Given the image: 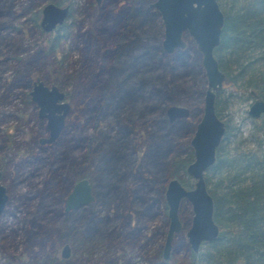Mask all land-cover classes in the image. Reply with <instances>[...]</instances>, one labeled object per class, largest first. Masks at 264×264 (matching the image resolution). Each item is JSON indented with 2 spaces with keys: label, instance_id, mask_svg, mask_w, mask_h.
Masks as SVG:
<instances>
[{
  "label": "trees",
  "instance_id": "obj_1",
  "mask_svg": "<svg viewBox=\"0 0 264 264\" xmlns=\"http://www.w3.org/2000/svg\"><path fill=\"white\" fill-rule=\"evenodd\" d=\"M4 1L6 0H0V10H10L11 3L4 4ZM47 1L70 5L66 19L53 31L43 32L39 28V9L35 10L31 1L21 5L20 11L11 17L28 13L27 19L39 32L40 40L44 41L43 45L26 56L17 57L20 64L44 58L46 62L40 65L41 68H36V74L59 86L64 90L65 98H70L71 92L77 89L86 63L89 67L88 86L109 89L107 94L99 92L95 99L100 103V111L108 107L116 119L120 109L126 114L128 108L133 106L125 103L133 99L144 86L146 92L140 93L142 97L152 95L153 99L143 106L148 110L158 108L156 118L153 117L150 122H155L161 128L150 146L148 155L152 164L146 169V173H158L153 176L158 180L161 200L165 182L170 177H177L185 187H190L192 183L183 177L186 175L185 167L192 159V149L187 138L179 140V137L180 131L192 132L195 122L185 118L169 124L164 108L167 103L181 100L183 96L176 97L175 94L183 95L179 92L194 87L196 79L201 85L196 92L199 95L202 93L205 79L199 66V53L192 45L176 49L171 54H166L161 49L155 29L158 13L148 6L151 0H101L99 5H95L94 0H83L76 6L72 5V0ZM217 3L222 11L223 21L219 43L213 54L224 74L222 87L236 86L254 97L249 92L252 90L256 96L264 99V0H217ZM67 39L68 48L79 49L78 53H83L84 57L81 65H77L79 56L73 59L69 69L61 65L64 58L61 49ZM57 52L60 57H57ZM58 59L60 61L54 67L52 63ZM188 74L192 80V84H188L190 87L184 80V76L187 77ZM131 79L134 81L130 82ZM22 83L28 84L27 81ZM218 93L219 90L215 93L214 106L216 114L222 119L217 105ZM200 102L201 99H198L194 108L197 111L201 110ZM94 107L95 103L87 105L88 114ZM141 108L136 110V114H141ZM116 109L118 110L115 111ZM222 120L225 129L215 149L214 162L204 171V180L213 201L212 218L218 226V235L213 241L201 242L196 252L187 248L188 254L192 261L198 255L200 260L215 264H264L263 140L256 136L253 148L229 153L224 147L228 123L226 119ZM148 122H142L144 128ZM252 122L255 124V120ZM174 127L176 130L173 132ZM118 130L122 134L126 132L120 127ZM77 145L78 139H74L64 153H56L58 161L50 166L52 172L49 170L47 180L34 194L26 195V199L35 198L34 209H30V217L21 226L25 242H29L31 247L42 246L47 242L51 245L56 241L70 242L78 234H85L83 237L87 238L88 235H98L97 232L102 227H107L105 222L99 223L98 218L95 220L90 215L76 221L71 215L79 207L69 212L61 209L60 203L71 183L87 175L82 168L77 171L74 168L69 170L66 166L67 163L76 161L74 151ZM117 150V147L110 145L94 158V165L97 166L100 159L103 163L113 159L118 155ZM82 155L83 153L80 156ZM60 166L71 171L70 178L66 169L55 172ZM23 195L24 193H19L17 199H21ZM188 218L187 216V220L183 222L184 227ZM165 223L166 217L164 225ZM1 235L0 227V240ZM154 252V264H174L171 260L172 251L167 259L162 258L160 245ZM21 256L29 264H68L54 250L49 253L32 250L30 254L22 251ZM192 261L186 264H193Z\"/></svg>",
  "mask_w": 264,
  "mask_h": 264
},
{
  "label": "rangeland",
  "instance_id": "obj_2",
  "mask_svg": "<svg viewBox=\"0 0 264 264\" xmlns=\"http://www.w3.org/2000/svg\"><path fill=\"white\" fill-rule=\"evenodd\" d=\"M28 1L33 2L34 4L31 5L39 11L44 2V0L42 2L40 0H6L4 4L11 3L10 10L6 11L3 8L0 10V157H5L3 158L4 178L2 183L10 187L7 191L8 201L3 212L0 213L2 229L0 264H29L27 259L22 258L21 252L28 251L30 254L32 250L48 253L54 250L58 257L62 258L60 249L63 243H68L70 248V255L67 258H62L66 259L68 264H154L156 262L154 251L158 245L162 246L167 217L163 195L162 200L159 198L158 180L153 176L158 173H146V169L152 164L148 155L150 146L155 141L157 133L161 131L155 122H150L153 117L156 118L158 108L148 110L143 106L149 104L153 97L148 95L143 98L140 93L143 91L145 94L146 91L142 86L140 92L125 103L133 105L128 108L126 114L120 109L116 119L108 107L101 112L100 103L95 99L99 92L106 93L109 89L88 86L89 67L85 63L77 89L71 92L70 98H65L70 104V110L65 116L61 133L52 143L39 144L36 142L38 136L46 133L45 121L37 117L36 106L34 108L32 104L26 103L25 92L29 86L22 82L30 83V80L36 75L41 78L39 74H36V68L38 66L41 68L40 65L46 60L41 57V59L20 64L21 61L17 57L26 56L38 46L43 45L44 41L40 40L39 32L27 19L28 13L11 18L20 11V6ZM39 2L40 5L37 6ZM82 2L83 0H72V5L76 6ZM152 9L154 8L152 7ZM155 29L160 45L163 25L159 14L155 19ZM183 39L186 42L184 48L191 45L194 47L193 42L186 34H183ZM68 43L67 39L64 46H61V54L64 56L61 65L67 66L69 69L73 59L79 56L80 61L77 65H81L84 57L83 53H78L79 49H69ZM176 49L180 48H174L172 52ZM56 55L57 57L61 56L59 52ZM59 61L58 59L52 65L57 67ZM190 76L189 74L187 77L184 76L187 85L192 84ZM41 79L49 83L45 79ZM129 81L133 82L134 79ZM195 82L196 85L191 86V89L179 92L183 95L175 94L176 97L183 96L181 100L177 99L165 106V108L171 104L185 106L188 109V114L170 122L167 120L164 108L167 123L170 124L177 119L185 118L197 121L201 110L197 111L194 108L198 99L202 100L205 82L200 95L196 91L201 85L197 79ZM216 97L221 117L228 123V136L224 147L229 153L253 148L256 136L263 140L264 147V114H260L257 118H251L247 114L248 105L253 97L236 86L222 87V85ZM89 103H95V107L88 114L86 107ZM140 107H142V111L138 115L136 110ZM253 120H255V124H253ZM146 121L149 122L144 128L143 123ZM119 127L126 132L122 134L121 130H118ZM174 130L176 127L173 128V132ZM180 132V139L177 138L179 140L187 138L189 143L192 132ZM34 135L35 141L31 139V136ZM74 139H78V145L74 151L76 161L69 162L66 166L69 170L70 168L77 169V171L78 168L84 169V172L87 173L85 177L91 185L93 199L78 206L79 208L73 210L71 216L76 221H80L90 215L95 220L98 218L99 223L105 222L107 227H102V230L97 232L98 235H88L87 238L83 237L85 234H78L70 242L56 241L52 245L47 242L42 246L33 245L31 247L29 242H25L21 226L23 221L30 217V209H34L35 198L26 199V195L34 194L35 190L41 187L48 178L50 166L55 165L58 161L55 154L64 153ZM110 145L117 147L118 155L104 163L100 159L97 162L98 167L95 166L94 158ZM81 153H83L82 156H80ZM51 162H53L52 165ZM63 169H66L65 166H60L55 172ZM70 173L71 171H67L69 178ZM183 179L192 183V179L187 175ZM19 193H24L21 199H17ZM60 206L65 212L62 201ZM187 216L190 218L189 205L182 200L178 209L181 228L173 237L171 246V260L174 264H186L192 261L184 237L189 218L185 227L183 222L187 220ZM163 228L164 232H162ZM183 239L185 243H183ZM192 262L193 264H215L200 260L198 255Z\"/></svg>",
  "mask_w": 264,
  "mask_h": 264
},
{
  "label": "water",
  "instance_id": "obj_3",
  "mask_svg": "<svg viewBox=\"0 0 264 264\" xmlns=\"http://www.w3.org/2000/svg\"><path fill=\"white\" fill-rule=\"evenodd\" d=\"M100 0H95L96 4ZM149 6L159 14L163 25L160 47L165 53L186 45L183 34L193 42L199 53L200 66L205 78V89L201 100L200 116L194 124L189 146L192 159L185 167V173L192 179V185L185 187L177 177H170L163 191L166 206L167 227L161 246V256L167 259L171 241L180 231L178 217L179 204L186 201L190 209L188 226L184 232L185 240L191 251L196 252L201 242L213 241L218 235V226L212 218L213 201L204 180V171L214 162L215 149L224 133V122L215 112V93L221 88L224 74L213 54L219 43L223 21L222 11L217 0H152ZM69 11L68 4H56L52 1L40 7L38 24L45 31H51L62 23ZM254 95L247 108L251 118L264 114V99ZM35 102L36 115L45 121V135L38 137V143H52L64 127L65 116L70 104L65 99V92L54 83H46L35 76L28 91ZM168 121L184 117L188 109L182 105L171 104L165 108ZM8 193L0 183V213L3 211ZM93 199L92 189L86 177H79L71 184L63 197V210L67 212ZM70 255L68 243H63L60 257Z\"/></svg>",
  "mask_w": 264,
  "mask_h": 264
},
{
  "label": "flooded vegetation",
  "instance_id": "obj_4",
  "mask_svg": "<svg viewBox=\"0 0 264 264\" xmlns=\"http://www.w3.org/2000/svg\"><path fill=\"white\" fill-rule=\"evenodd\" d=\"M45 2H47V0L45 1L44 0V2L43 3H45ZM100 2H101V0L99 1V3L98 4H96V2H95V0H94V3H95V5H99L100 4ZM42 3V4H43ZM64 4H68L69 5V3H64ZM41 7V6H40ZM69 8H70V5H69ZM69 12V11H68ZM39 16H40V11H39ZM66 19V18H65ZM64 19V20H65ZM38 21H39V19H38ZM59 25V24H58ZM38 26H39V24H38ZM57 26V25H56ZM55 26V27H56ZM39 28H40V26H39ZM41 29V28H40ZM42 30V29H41ZM54 30V28L51 30V31H53ZM43 31V30H42ZM43 32H45V31H43ZM48 32H50V31H48ZM35 78V76L30 80V83H28V86H29V89L31 88V83H32V81H33V79ZM29 89L27 90V92H25L26 93V103H30V104H32L33 106H34V108H35V102L34 101H32L31 99H30V96H29V94H28V91H29ZM39 137V136H38ZM38 137L36 138V142H38ZM31 139L33 140V141H35V135L34 136H31ZM30 139V140H31ZM23 142H26V140H23ZM40 144V143H39ZM3 158H5V157H3V156H1L0 157V183L5 187V191H9V186L8 185H4L3 183H2V179L4 178V173H3V164H4V161H3ZM72 184V183H71ZM70 187H71V185H70ZM70 187H69V189H70ZM68 189V190H69ZM9 198V197H8ZM62 200H63V198H62ZM7 201H8V199H7ZM7 201H6V203H7ZM6 205V204H5ZM5 208V207H4ZM4 210V209H3ZM3 212V211H2ZM1 212V213H2ZM175 236V235H174ZM173 240V239H172ZM187 243V242H186ZM188 245V244H187ZM171 246H172V241H171ZM170 246V250H169V255H170V253H171V247ZM189 247V246H188ZM168 255V256H169Z\"/></svg>",
  "mask_w": 264,
  "mask_h": 264
}]
</instances>
